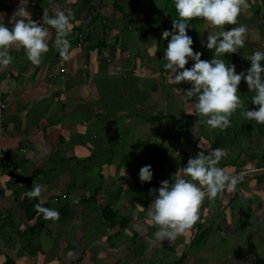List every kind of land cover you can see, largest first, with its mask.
Here are the masks:
<instances>
[{
    "label": "crops",
    "instance_id": "0c3cea01",
    "mask_svg": "<svg viewBox=\"0 0 264 264\" xmlns=\"http://www.w3.org/2000/svg\"><path fill=\"white\" fill-rule=\"evenodd\" d=\"M138 1L145 3L0 0V21L8 27L18 7L38 22L58 10L73 21L67 61L50 28V51L39 66L17 46L13 63L0 71L7 102L0 147L12 172L0 175V264H264V124L237 113L227 130H210L195 113L196 97L183 95L191 85L171 83L165 60L157 67L167 27L155 26V34L154 20L144 17L146 7L138 8ZM249 3L239 17L248 28L245 45L224 57L237 72L250 67L244 55L264 51V0ZM159 13L171 23L162 7ZM192 24L194 50L211 59L213 51L201 44L207 22ZM239 90L246 107L254 108L246 82ZM209 145L227 150L219 165L226 172L253 167V173L244 175L237 191L206 199L192 229L174 241H156L149 190L174 180ZM158 147L165 153L154 157ZM145 165L153 179L142 183ZM36 185L42 201L25 195ZM37 204L58 211L59 220H46Z\"/></svg>",
    "mask_w": 264,
    "mask_h": 264
},
{
    "label": "clouds",
    "instance_id": "9594fccd",
    "mask_svg": "<svg viewBox=\"0 0 264 264\" xmlns=\"http://www.w3.org/2000/svg\"><path fill=\"white\" fill-rule=\"evenodd\" d=\"M178 19H173L172 30H164L162 38L167 40L164 50V69L170 73V82L187 83L191 87L183 90L185 98L196 97L195 113L203 119L210 130H227L232 126V117L239 116L249 122L264 124V51L256 50L244 58L251 62L245 71H236L235 64L225 62V54L238 53L245 45L248 28L239 24V17L251 7L249 0H174ZM201 19L207 22L206 42L201 44L213 51L209 60L202 59V53L193 48V38L188 34L192 28L190 22ZM11 27L0 21V71L13 63L10 54L17 46L26 52L28 61L39 66L43 57L50 51L49 29L55 30L54 47L64 60L69 59L72 30V17L64 11L54 16L43 13L42 20L36 21L24 7H18L8 20ZM226 30L228 25H238ZM47 25L48 27H45ZM170 37V39H169ZM193 61L190 67H186ZM244 81L254 95L249 109L238 94L239 85ZM207 153L199 151L190 157L175 179L163 180L158 189H150L153 200L149 205L148 216L157 228L156 241H174L183 235L199 219L200 210L207 199L213 202L225 191L235 192L244 180V175L253 173L230 174L220 167L222 159L227 157L224 148H211ZM243 169H253L246 167ZM139 179L151 182V165L139 170ZM41 186L25 193L29 199L41 200ZM37 210L46 220L58 221L59 213L37 204Z\"/></svg>",
    "mask_w": 264,
    "mask_h": 264
},
{
    "label": "rangeland",
    "instance_id": "374dc122",
    "mask_svg": "<svg viewBox=\"0 0 264 264\" xmlns=\"http://www.w3.org/2000/svg\"><path fill=\"white\" fill-rule=\"evenodd\" d=\"M138 4V8H143L146 7V12L147 14L144 15V17H152V19L154 20V26H153V30L155 32V34H157L158 30L156 28H154L155 26L159 25L157 28L159 30H162L164 27H167V30L171 31V23L169 24L168 22L164 21L161 19V13H159L160 7H162V11L164 13V17H168L169 15L172 13L174 14V0H145V3L141 5V1L137 2ZM200 19H194L193 21L190 22L192 28H194L192 22L194 23L197 22ZM171 21V19H170ZM152 22L150 21L148 24H151ZM196 27V26H195ZM190 30V29H189ZM163 44H161L162 46ZM120 47V45H119ZM164 54H160L159 59H157V67L160 68V64L163 65L164 64V58H163ZM164 78H166V76L164 75ZM178 107V106H177ZM6 108V107H5ZM181 108H176L177 112L180 111ZM156 113V112H155ZM171 115H175V112H172ZM164 142L166 143V147L168 150H172L173 147L166 141L164 140ZM161 143V141H160ZM161 147V146H160ZM159 152V149H157ZM164 151V150H163Z\"/></svg>",
    "mask_w": 264,
    "mask_h": 264
},
{
    "label": "built area",
    "instance_id": "2783aa9c",
    "mask_svg": "<svg viewBox=\"0 0 264 264\" xmlns=\"http://www.w3.org/2000/svg\"><path fill=\"white\" fill-rule=\"evenodd\" d=\"M83 41H84V36L83 34H79L78 35V41H77V45L78 46H81L83 44ZM7 105V102H6V98H4L1 94H0V134L2 133L3 131V123H4V115H3V110L4 108L6 107ZM2 148L0 147V175H3V174H7V175H11L12 172L10 169H7L5 168V165L7 163V160L5 158V155L2 153ZM250 170L252 169H241L237 172H234V173H230V174H240V173H248ZM5 185L0 181V191H2V189H4ZM1 197V195H0ZM1 217V215H0Z\"/></svg>",
    "mask_w": 264,
    "mask_h": 264
},
{
    "label": "trees",
    "instance_id": "16d2710c",
    "mask_svg": "<svg viewBox=\"0 0 264 264\" xmlns=\"http://www.w3.org/2000/svg\"><path fill=\"white\" fill-rule=\"evenodd\" d=\"M174 14H170V16H171V24L173 23V19H178L179 17H178V13L176 12V10L174 9V12H173ZM171 30H172V25H171ZM158 149H159V152H157V151H154V153H153V156L154 157H156L159 153H160V151H161V153H165L164 151H163V149H161V148H159L158 147Z\"/></svg>",
    "mask_w": 264,
    "mask_h": 264
}]
</instances>
